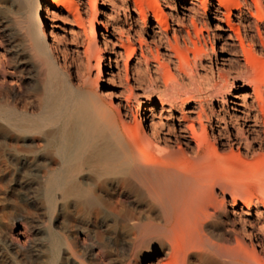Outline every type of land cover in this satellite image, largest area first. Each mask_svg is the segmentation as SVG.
Masks as SVG:
<instances>
[{"label": "bare ground", "instance_id": "1", "mask_svg": "<svg viewBox=\"0 0 264 264\" xmlns=\"http://www.w3.org/2000/svg\"><path fill=\"white\" fill-rule=\"evenodd\" d=\"M9 13L39 79L0 105V173L35 195L41 264H264V0H0ZM58 23L99 74L113 57L120 90L61 79ZM26 228L7 232L25 246Z\"/></svg>", "mask_w": 264, "mask_h": 264}, {"label": "rangeland", "instance_id": "2", "mask_svg": "<svg viewBox=\"0 0 264 264\" xmlns=\"http://www.w3.org/2000/svg\"><path fill=\"white\" fill-rule=\"evenodd\" d=\"M150 3L151 0H146V4ZM98 9L101 12V9ZM91 19L92 12L90 13V11L87 15L83 16V20L85 21L86 25H88ZM46 23L47 22L45 21V24ZM58 25L61 28L59 30H56L55 32H58L62 35V38L59 42V47L62 50H66H64V52H66L64 53V56L65 59L67 58V60H65V67L62 68L63 78H59L71 79V81L73 82L76 78V73L77 78L75 79V81H88L89 85H91L95 92H100L103 87H109L110 85H113L111 82H106L105 74L110 69L113 72H116V69L114 68L115 65L113 62V57H110L111 60L109 61V65L105 67V72L103 74H99L98 65L96 64V58L99 55L93 53L91 54L89 59L82 57L80 59H83L84 63L80 62L81 60L76 57L75 53L72 50L74 49V43H72V34L69 33L70 27L62 23H58ZM101 25L103 27L102 29H104L108 34L111 33V28L108 24ZM20 28L21 24L19 22L18 16H15L12 13L0 15V47L3 50L1 52L5 57V63H7L9 67L14 68L18 65V67H21L23 69L22 74L23 82L25 85V88L19 91L20 94H15L12 90L8 89V87H3V89H1V91L3 92L0 91V105L7 108L16 103L23 104L30 97L32 99V96L35 94L34 86L37 85V80L39 79L38 68L33 66L25 51L26 47L22 41ZM106 52L107 50H104L103 53L107 55ZM70 59L72 60V62ZM259 60L260 61L257 62L258 64L255 65L256 69H253V73L255 74V76H257V79H259V76H261V78L264 77V53L259 57ZM30 65L32 67H30ZM76 66H79L78 68L80 69H78ZM256 73L260 75L258 76ZM67 76H69V78ZM97 76H99V81L95 83ZM114 84V89H116L117 91L120 90V86H118L117 80ZM126 95H128V93H126ZM110 100L113 101L114 99L111 98ZM4 166L9 168L10 170L14 168L10 163H7ZM262 173L264 174L263 171ZM0 177V186H2V190L0 191V264H41L39 259V222L37 215V206L34 199L35 195H29L28 192H26L24 188V179H20L17 176H8L3 172L0 173ZM29 207L33 208L30 209ZM26 226L28 234L30 235V239L27 241L26 245L23 246L21 243H18L16 240L9 236L7 228H12L14 234H16L18 231H21L22 227ZM72 262L73 261H71V264H76L75 262Z\"/></svg>", "mask_w": 264, "mask_h": 264}]
</instances>
